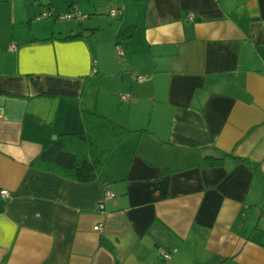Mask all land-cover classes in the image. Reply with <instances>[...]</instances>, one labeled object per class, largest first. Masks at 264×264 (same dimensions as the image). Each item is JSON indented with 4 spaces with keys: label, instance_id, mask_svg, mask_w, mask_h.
<instances>
[{
    "label": "crops",
    "instance_id": "crops-1",
    "mask_svg": "<svg viewBox=\"0 0 264 264\" xmlns=\"http://www.w3.org/2000/svg\"><path fill=\"white\" fill-rule=\"evenodd\" d=\"M85 112L101 176L33 167ZM0 264H264V0H0Z\"/></svg>",
    "mask_w": 264,
    "mask_h": 264
},
{
    "label": "trees",
    "instance_id": "trees-1",
    "mask_svg": "<svg viewBox=\"0 0 264 264\" xmlns=\"http://www.w3.org/2000/svg\"><path fill=\"white\" fill-rule=\"evenodd\" d=\"M134 31L135 28H129L119 36V40L131 38ZM84 120V132L58 136L43 149L32 166L80 183L98 179L112 153L135 131L96 112H85ZM221 155L210 158V164L221 165L226 157H232L224 153ZM237 161L246 163L263 179L259 165L249 160Z\"/></svg>",
    "mask_w": 264,
    "mask_h": 264
},
{
    "label": "built area",
    "instance_id": "built-area-1",
    "mask_svg": "<svg viewBox=\"0 0 264 264\" xmlns=\"http://www.w3.org/2000/svg\"><path fill=\"white\" fill-rule=\"evenodd\" d=\"M50 14H52L51 11L45 10L43 12L42 16H48ZM119 15H120V13L118 11H114L111 14V16L113 18H118ZM42 16H39L37 18V20H39ZM62 18L65 19V20H77L78 22H84L88 17L86 15H83V14L79 13V12H73V13H68L65 16H62ZM190 19L193 20V21L195 20L194 14H190ZM11 49L12 50H16V47L14 45H12L11 46ZM118 52H119L120 55L123 54V52H122V50L120 48L118 49ZM95 64H97V62H95ZM123 99L125 101H131L133 99V94L130 93L128 95H124L123 96ZM2 195L4 197H8V193L6 191H3L2 192ZM113 199H114V194L111 191H107L106 196H105V199H104V201L101 204V210H104L105 209V206H106V203L108 201L113 200ZM97 230L98 231H102L103 230V227L102 226H99V227H97ZM162 254H164V255H166V257H168V255H167V253L165 251H162Z\"/></svg>",
    "mask_w": 264,
    "mask_h": 264
},
{
    "label": "rangeland",
    "instance_id": "rangeland-1",
    "mask_svg": "<svg viewBox=\"0 0 264 264\" xmlns=\"http://www.w3.org/2000/svg\"><path fill=\"white\" fill-rule=\"evenodd\" d=\"M58 21H59L58 27H62V26L63 27H67V26H70V24L73 25V26H75V27H78V25L75 22L68 23V21H64V20H58ZM98 95H99L98 94V91L94 90V92L92 93V101L97 102L98 99H99V96Z\"/></svg>",
    "mask_w": 264,
    "mask_h": 264
},
{
    "label": "water",
    "instance_id": "water-1",
    "mask_svg": "<svg viewBox=\"0 0 264 264\" xmlns=\"http://www.w3.org/2000/svg\"><path fill=\"white\" fill-rule=\"evenodd\" d=\"M88 17V16H87Z\"/></svg>",
    "mask_w": 264,
    "mask_h": 264
}]
</instances>
